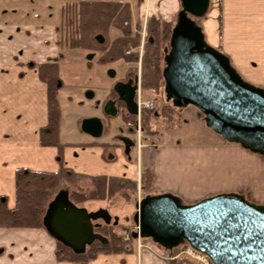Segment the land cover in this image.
<instances>
[{
	"label": "crops",
	"instance_id": "0c3cea01",
	"mask_svg": "<svg viewBox=\"0 0 264 264\" xmlns=\"http://www.w3.org/2000/svg\"><path fill=\"white\" fill-rule=\"evenodd\" d=\"M78 1L81 0H0V197L6 199L9 208L15 205L18 168L55 172L61 165L82 174L80 183L89 185L91 175L138 180L137 169L142 166L149 169L154 190L170 192L187 201L211 195L208 192L217 188L197 178L195 170L188 169L183 175L184 165L192 155L204 162L205 155L228 145L205 125L202 113L193 105L179 109L180 126L189 135L188 142L163 140L166 132H161L156 138L152 136L154 139L141 141L138 153L130 151V157L125 159L116 147L118 142L99 137L64 138L61 87L57 101L61 110L62 160H59L58 147L40 143L39 132L47 124L48 110L46 84L39 78L38 65L51 62L61 54L59 74V62L67 51L75 49L58 42V26L62 7ZM162 1L167 3L161 7L162 12L167 10L162 18L172 20L180 9L179 0ZM205 15L199 25L206 42L228 58L242 79L264 88V0H209ZM100 143L108 145L104 147ZM109 146L116 148L108 150L106 157ZM165 155H171L170 162L177 161L169 167L176 168V175L163 171L167 167ZM135 156L137 162L133 159ZM182 157L184 161L178 162ZM205 165L204 162L200 166ZM123 215L125 219L127 214ZM0 247L5 251L0 253V264H73L57 260L56 241L40 228L0 227ZM162 253L154 245L152 250L142 249L139 255L136 252L98 254L87 264H197L188 258L167 259Z\"/></svg>",
	"mask_w": 264,
	"mask_h": 264
},
{
	"label": "water",
	"instance_id": "95a60500",
	"mask_svg": "<svg viewBox=\"0 0 264 264\" xmlns=\"http://www.w3.org/2000/svg\"><path fill=\"white\" fill-rule=\"evenodd\" d=\"M179 2L168 46L163 48L165 100L180 108L193 105L202 113L205 125L225 141L264 155V88L242 79L228 58L206 42L194 18L207 12L209 0ZM99 36L101 43L104 38L100 34L96 38ZM92 56L88 54L87 59ZM108 75L114 77V70H108ZM137 83L138 75L114 82L117 98L104 102L103 114L115 117L118 100L128 115L136 116ZM86 96L91 97L92 92ZM81 130L100 137L102 120L84 118ZM130 145L125 146L126 153ZM135 207L133 221L138 231L131 232L133 238H149L164 249L186 242L214 264H264V205L237 192L216 193L192 203L162 192L142 197ZM110 223L117 225L118 216L103 207L89 211L77 206L63 188L48 201L42 217L48 235L75 254L84 253L94 241L107 243L94 229Z\"/></svg>",
	"mask_w": 264,
	"mask_h": 264
},
{
	"label": "trees",
	"instance_id": "16d2710c",
	"mask_svg": "<svg viewBox=\"0 0 264 264\" xmlns=\"http://www.w3.org/2000/svg\"><path fill=\"white\" fill-rule=\"evenodd\" d=\"M137 5L142 0H136ZM61 24L65 31V45L69 48H82L101 52L99 63L115 62L117 60L137 61L138 51H126L137 47L140 44V34L132 27V11L128 2L120 0H81L62 7ZM174 20H165L162 17L151 15L146 21V41L144 43L141 62V85L144 89L151 91L161 99V106L154 110L141 111V124L144 133L155 134L157 129L150 125V120H158L159 117L166 118L165 121L175 123L173 115L176 109L170 101L167 102L163 93L164 81L158 79L163 61V47L168 45L171 28ZM60 25V24H59ZM140 28L139 22L135 24ZM117 28L121 34L107 42H99L96 35L105 38L108 30ZM59 29V26H58ZM58 42L61 43L60 39ZM62 55H58L53 61L38 65L39 78L46 84L47 89V124L40 128L39 139L42 145H54L58 147L59 160L61 161V150L63 144L60 142L59 126L61 110L57 101V94L62 87V81L58 74V60ZM86 65L91 66V61L87 60ZM151 77H156L154 81ZM111 95H115L111 88ZM121 106L124 108L122 102ZM178 112V111H177ZM203 116V115H202ZM126 120L135 119L133 115H127ZM171 123V124H172ZM153 126V128H151ZM157 131V132H156ZM104 147L107 143H100ZM114 145V144H110ZM115 146V145H114ZM62 163V162H60ZM83 178L82 174L76 173L63 165L55 172L31 170L18 168L15 172V205L9 208L6 199L0 197V227H26L41 228L42 217L48 201L58 191L62 181L70 185H76ZM91 186L83 192L73 190L69 193V198L76 205H80L89 199H111L119 197L124 201H129L132 192L136 191L137 183L145 191L144 195L155 194L151 191V174L149 169L142 168L139 181L126 177L91 175L89 176ZM119 225V224H118ZM102 224L94 230L107 238V243L98 241L91 243L84 253L75 254L73 251L56 241L55 255L57 260L68 261L73 264H87L100 253H127L124 247L123 236L117 226ZM127 227L123 226L125 230ZM128 239L133 241L130 236ZM129 241V240H128ZM127 241V242H128Z\"/></svg>",
	"mask_w": 264,
	"mask_h": 264
},
{
	"label": "rangeland",
	"instance_id": "374dc122",
	"mask_svg": "<svg viewBox=\"0 0 264 264\" xmlns=\"http://www.w3.org/2000/svg\"><path fill=\"white\" fill-rule=\"evenodd\" d=\"M162 0H142L140 5H137L136 0H130L128 3L131 6L132 11V27L134 30L136 29L137 33L140 34V44L137 47L131 48L130 50L126 51L128 54L130 51H138V60L137 61H126L125 59L117 60L115 62L109 63H99L96 60L98 59L101 52H95L93 56L89 59L91 61V66L88 67L86 65L87 62V53H93L92 50L82 49V48H75L67 51L64 55L63 60H61L60 67H59V75L62 80V88H63V97L64 102L62 106V114H63V134L65 135V139L73 140L80 137H85L90 139L92 136L86 134L81 130V121L84 118L89 117H98L103 122L104 126L109 127V131L102 133L99 137L102 140L106 141H114L118 142V149L120 154L125 158L128 159L130 157V151L133 153V150L136 154L138 153V148L140 147V142L143 140H151L154 139L155 136L159 135V133L163 132L166 134L163 135V140H171V142L175 143H184L188 142L189 135L185 132L184 128H181V120L182 117L178 108L173 115L175 123L166 122L164 117L157 118L158 120H150V125H153L157 129V134H148L144 133L142 129V124L140 122L141 127V137L138 139L135 129L133 131L127 130L124 125V120L122 113L119 112L118 115L115 117H109L103 114V104L104 102L110 98L111 96V88L112 84L119 80L120 78L128 77L127 71H131L133 73H137L139 70L140 65V76H141V62L140 57L143 54V46L146 41V21L151 16L154 15L156 17H163L166 15V9L162 12L163 8L167 6L165 1ZM123 2H125L123 0ZM178 10L174 13L172 20H176ZM164 13V15H163ZM204 14L201 17L194 18L197 24H200V21L205 17ZM139 22L140 28H136L135 24ZM174 24V23H173ZM58 36L60 37V41L65 45V31L63 25L60 23L58 29ZM121 32L114 27H111L107 34H105V40L110 42L112 39L120 35ZM143 38V40H142ZM104 41V40H103ZM168 46V45H167ZM164 48V47H163ZM164 64L163 61L161 63V70L158 75V79L160 80L162 77V68ZM114 70L115 76L109 77L108 70ZM154 81H156V77H151ZM141 82L142 78L140 77ZM164 86V85H163ZM110 88V89H109ZM142 95L146 98H152L156 102V107L159 108L161 106V99L157 97V95L152 94L151 91L144 89L141 85ZM92 92L91 97H87L86 93ZM165 98V97H163ZM67 102V104L65 103ZM169 102V101H167ZM186 107V106H184ZM154 109V110H155ZM178 111V112H177ZM172 123V124H171ZM151 126V128H153ZM174 129V130H173ZM173 130V133L170 131ZM175 131V132H174ZM188 131V130H187ZM190 132V131H188ZM192 133V132H190ZM119 134L129 135L136 140L134 147L130 148L129 153L125 152V146L123 145L121 139L117 136ZM154 136V137H152ZM151 137V138H150ZM162 136H160L161 138ZM195 136L193 135L192 138ZM144 138V139H143ZM156 138V137H155ZM158 138V137H157ZM140 140V141H139ZM139 141V142H138ZM162 141V139H160ZM116 145V143H114ZM226 145L222 149L213 150L209 155H205L207 159H205V166L203 165L204 162L200 161V159H195L192 155L188 163H185L183 168V175L193 170L197 173V178H201L202 180H206L210 182L213 187L216 189H211L208 194H216L222 192H237L243 195L246 199L264 205V155L253 153L247 149H244L240 145L236 143H230L226 141ZM238 145V146H234ZM115 147V148H116ZM114 147L109 146L106 149V157L109 155V151L115 149ZM109 150V151H108ZM138 155V154H137ZM136 155V156H137ZM201 155V154H200ZM136 156L133 158L136 162ZM171 155L164 157V161L166 162V166L163 169L166 173H173L176 175V168L172 167L171 164L176 163L177 161L174 160L170 162ZM185 157H182L178 160L184 161ZM170 162V163H169ZM187 167V168H186ZM143 167H139L137 169V176H140V171ZM170 169V170H168ZM139 178V177H138ZM81 181V180H80ZM79 183L76 185H70L65 181L60 183V188L67 189L69 193L73 190L76 191H86L89 186L88 183ZM88 182V181H87ZM151 191L155 194L162 193V191L153 189L150 184ZM58 189V190H59ZM147 190L143 191L140 188V182L137 183V188L135 192L131 193L130 200L124 201L119 197L111 198V199H89L82 202L80 205L86 207L89 211L96 210L100 207L107 208L108 211L112 216H118V230L121 231V235L123 236L124 247L126 250H129L127 253L136 252L139 255V252L142 249H149L152 250L154 245L161 248L163 253L161 256L164 258H168L170 255H177L178 252L181 250V247L174 248L172 253L167 252V249L155 244L149 238H133L131 242L128 239L131 235L130 232L136 231L135 223L133 221V215L136 211L135 204L144 197V192L146 193ZM207 196V195H206ZM204 196V197H206ZM209 196V195H208ZM179 197V196H178ZM202 197V198H204ZM180 198V197H179ZM201 198V199H202ZM183 203H192L195 201H187L184 198H180ZM199 200V199H197ZM196 200V201H197ZM123 213H126L127 216L124 219ZM109 225H113L110 223ZM114 227L116 225H113ZM127 227L125 230L122 227ZM41 229V228H40ZM43 230V229H42ZM45 231V230H44ZM46 232V231H45ZM126 232L128 233V237L126 238ZM129 240V241H128ZM128 241V242H127ZM88 247V246H87ZM86 247V249H87ZM1 248V247H0ZM5 253V251H4ZM103 254V253H100ZM105 254V253H104ZM107 254H114V253H107ZM115 254H124V253H115ZM9 255V254H8ZM12 257V255H10ZM186 258V257H178L175 259Z\"/></svg>",
	"mask_w": 264,
	"mask_h": 264
},
{
	"label": "built area",
	"instance_id": "2783aa9c",
	"mask_svg": "<svg viewBox=\"0 0 264 264\" xmlns=\"http://www.w3.org/2000/svg\"><path fill=\"white\" fill-rule=\"evenodd\" d=\"M142 40H143V38H142ZM138 68H139V70H138L137 74H138V76H140V72H139L140 71V65ZM141 93H142L141 85H139L137 90H136V103L138 106V114L136 115L135 121H129L127 123L128 127H130L131 129H135L136 134L138 136V139H140V137H141V127H140V113H141V111L142 110H153V109H155V106H156V102L154 99L143 97V95ZM137 181H139V178ZM135 229H136V231H138L137 225H135ZM130 235H131V232H130ZM128 236L129 235L126 232V238ZM177 247H179V248L181 247V250L178 252L177 255L168 256L169 259H175V258H178L181 256V257H186L188 259H191V260L195 261L197 264H214V262L209 258V256H207L205 253H202L198 250H195L186 242L178 245ZM174 248H176V247H174ZM174 248L167 249V252L172 253V251H174Z\"/></svg>",
	"mask_w": 264,
	"mask_h": 264
},
{
	"label": "flooded vegetation",
	"instance_id": "af4514ba",
	"mask_svg": "<svg viewBox=\"0 0 264 264\" xmlns=\"http://www.w3.org/2000/svg\"><path fill=\"white\" fill-rule=\"evenodd\" d=\"M95 52H93V53H91V54H94ZM88 54H90V53H87V55ZM127 76L128 77H122V78H120L119 80H122V81H126L127 79H129V78H133L135 75H138L137 73L135 74V73H133V72H131V71H127ZM140 77L141 76H138V85H137V88H138V86L139 85H141V79H140ZM118 81V80H117ZM116 82V81H115ZM113 85V84H112ZM137 88H136V90H137ZM136 92V91H135ZM110 98H112V99H115V98H117V96H113V95H111L110 96ZM135 101H136V93H135ZM116 105H117V107H118V113H117V115L119 114V112H121L122 113V116H123V120H124V125L126 126L125 128L127 129V130H129V131H133V129H131L130 127H128L127 126V123L129 122V121H135L136 120V116H134L135 117V119H130V120H126V116L128 115L127 113H126V110H125V107L123 108L122 106H121V103H120V101H118V100H116ZM140 115H141V113H140ZM103 122V121H102ZM140 122H141V117H140ZM104 131H106V132H108L109 131V127L108 126H104L103 125V132L102 133H104ZM102 135V134H101ZM120 139H121V141H122V143H123V145L124 146H126V145H128L129 143L131 144L130 145V148H132V146L133 145H135V143H136V140L135 139H133V137H131V136H129V135H123V134H119V135H117ZM0 250H1V252L0 253H3V251H4V249H2V248H0Z\"/></svg>",
	"mask_w": 264,
	"mask_h": 264
}]
</instances>
